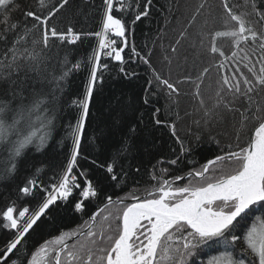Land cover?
Returning <instances> with one entry per match:
<instances>
[{
  "label": "trees",
  "instance_id": "obj_1",
  "mask_svg": "<svg viewBox=\"0 0 264 264\" xmlns=\"http://www.w3.org/2000/svg\"><path fill=\"white\" fill-rule=\"evenodd\" d=\"M16 3L19 8L12 13L11 19L13 23L20 24L21 32L25 25L31 27L34 23L32 18L26 17L27 11H35L41 16L46 14V9L38 7L37 0H16ZM47 3L52 7L58 0H47ZM126 3L131 5L122 14L128 46L120 43L124 38L114 37L118 46L124 47V61L121 63L101 55L100 64L107 67L98 69V79L93 86L81 134L80 154L73 170L81 185L85 180L92 182L97 196L85 200L82 211L75 208L82 199L79 188H74L67 200L58 199L26 234L18 246L19 250L11 257L17 264H27L31 254L46 241H52L61 233L79 230L107 201V197L125 199L132 193L145 195V190L156 184L153 175L165 179L186 176L207 160L225 154L229 146L233 151L246 146L258 126V121L250 114V118L241 125V112L251 105L243 96L236 99L227 90L229 86H224V102L216 106L219 99L216 92L223 76L240 78V74L234 72L239 67L249 79H254L243 67L246 61L239 60L245 52L249 53L257 72L260 67L256 63L260 53L251 54L250 49L257 47L251 41L240 45L245 50L241 52L230 38H218L217 47L225 55L222 57L219 52L209 51L211 36L208 34L226 30L223 0H151L150 4L148 0H126ZM228 3L229 6H239L233 7L236 12L252 13L251 0L247 6L245 0H228ZM256 3L264 10V0H256ZM201 4L204 8L197 12ZM146 7L148 15L133 23L137 12L145 11ZM103 9V0H68L49 22L58 31L72 27L74 32L81 34V39L76 44H67L53 38L50 40L51 49L46 53L50 57L47 71L41 77L29 73L33 79L24 92V102L30 103L38 96H45L49 101L46 107L51 125L47 129L46 146L37 150L35 144L30 145L12 173L7 170L8 153L0 144V252L15 233V230L3 228V211L12 206L17 210L14 214L18 215L24 207L35 208L47 195L44 188L50 190L51 184L57 183L66 168L73 147L72 133L82 111L74 101L83 100L86 94L91 67L88 57L93 49L98 50L99 38L94 33L102 29ZM249 19L255 24L257 17L253 14ZM227 27H232V23ZM3 28L4 25L0 24V29ZM255 28L264 30L260 24H255ZM11 38L12 33H9ZM133 47L139 55L132 53ZM3 50L4 46L0 44V54ZM233 51L238 53V59H227ZM76 63L81 67L59 80L57 86L53 77H60ZM221 63L223 68L219 67ZM205 68L209 69L207 73L203 72ZM157 75L172 83L178 93L169 95L166 86L157 82ZM230 82L235 83V80ZM197 84L200 85L199 96L195 95ZM9 93V85L0 83V100L11 99ZM253 96L257 103L264 104V91L260 95L253 93ZM17 102L13 101V105ZM225 103L233 110L229 111ZM251 107L255 111V107ZM206 109H211L208 116L205 115ZM157 120L161 123L157 124ZM36 127L39 130V121H36ZM181 142L189 151L182 152ZM171 160H176V164L169 163ZM109 164L113 165L118 177L115 181L107 172ZM235 166V163H229L227 168ZM162 169H167V172L162 173ZM30 179H36L37 186L31 194L25 195L21 189ZM187 182L188 178L176 185L182 186ZM122 208L123 205L117 203L109 205L97 217L94 230L99 231L103 222L105 227L111 225L110 234L114 235L119 223L115 217ZM109 213L112 214L109 220L103 221ZM200 259L196 258V264H200Z\"/></svg>",
  "mask_w": 264,
  "mask_h": 264
},
{
  "label": "snow or ice",
  "instance_id": "obj_2",
  "mask_svg": "<svg viewBox=\"0 0 264 264\" xmlns=\"http://www.w3.org/2000/svg\"><path fill=\"white\" fill-rule=\"evenodd\" d=\"M67 3L68 0H58L56 5L49 7L47 0H37L38 7L46 9V14L41 16L35 11H27L26 17L32 18L34 23L31 27L25 25L21 32L20 24L13 23L11 19L12 13L19 8L16 0H0V14L3 16L0 24L4 25V28L0 29V44L4 46L0 54V83L9 85L11 97L9 100H0V144L5 146L8 153L9 172H15L19 158L30 145L35 144L37 150L46 146L47 129L51 125L46 107L49 101L45 96H38L26 104L24 92L28 82L33 79L29 73L41 77L47 71V61L50 57L46 53L51 49L50 40L55 38L61 43L76 44L81 39V34L74 32L72 27H68L66 31H58L55 25L50 26V20ZM148 3L150 4L151 0H148ZM248 3L249 0H245V6ZM103 5V32L94 33L100 38L99 50H107L109 57L123 63L122 52L124 47L128 46V41L122 14L131 5L126 3V0H103ZM233 7L239 6H229L228 0H223L227 16L226 30L208 34L211 36L209 51L219 52L222 57L225 55L217 47L218 38H230L241 52L245 51L240 48L242 43L251 41L253 45H257L251 48L250 52L252 55L257 51L260 53L256 61L260 64L258 72L248 52L239 58L246 61L243 67L254 79H249L237 67L234 72L240 74L243 89L240 78L223 76L216 92L219 98L217 107L224 102V86H229L227 90L236 99L243 96L247 103L255 107V111H252L250 106L241 112L242 126L250 116L258 121V126L255 127L247 145L238 146V151L231 150L229 146L225 154L216 155L198 169H192L186 174L188 182L182 186L176 185L175 182L185 179V176L165 179L163 176L153 175L156 184L146 189L144 196L132 193L130 197L125 198H130L133 203H125L124 199L113 201L111 196L107 197L108 203L93 213L84 226H80L79 230L61 233L52 241H46L37 252L31 254L27 264H196L197 257L201 258L200 264H264V104L257 103L253 96V93L260 95V92L264 91V30L257 31L255 28V24H260L264 29V10L257 7L256 0H251L252 13L236 12ZM202 8L203 4L197 12ZM253 14L257 17L255 24L249 19ZM147 15L146 7L145 11L137 12L133 23ZM229 23H232V27H227ZM9 33H12L11 39ZM36 33H39L38 38ZM109 33L116 38H124L120 41L124 47L118 46L117 39H109ZM29 37H32L31 40ZM99 50L93 49L88 57L91 67L85 97L81 101H74L82 111L72 133L73 147L63 174L57 183L51 184L50 190L44 188L47 195L35 208L30 210L29 207H24L18 211V215H14L17 210L9 206L2 213L5 221L3 228L15 230V233L0 252V264H17L11 257L19 250L18 246L26 234L58 199L67 200L73 189L79 188L82 199L75 204V208L82 211L84 201L97 196L92 182L85 180L81 185L73 170L80 154L81 134L89 112L93 86L98 79V69L107 67L106 64H100ZM132 53L139 55L134 47ZM227 59L237 60L238 53L233 51ZM64 62L68 63L66 57ZM144 62L149 63L147 59ZM80 67V63L73 64L60 77H53L57 86L59 80H63ZM219 67L223 68L224 64L221 63ZM120 70L124 71L123 68ZM208 71V68L203 70L204 73ZM156 80L160 85L166 86L169 95L178 93V89L168 80L159 75ZM231 80H235V83H231ZM199 87L197 84L196 96H199ZM13 101L18 102L13 105ZM200 105L204 106L202 99ZM225 107H228L229 111L233 110L228 103H225ZM210 113L211 109L205 110L206 116ZM36 121H39V130ZM156 123L161 121L157 120ZM181 150L189 151L183 142ZM176 162L169 161L171 164ZM229 163H235L236 166L228 169ZM161 171L166 173L167 169ZM107 172L112 174V180L118 179L112 164L107 165ZM36 186L37 180L30 179L21 192L29 195ZM39 190L37 188V191ZM113 203L123 205L115 217L119 221L116 233L110 234L111 225L105 227L103 222L99 231L94 230L97 217ZM111 215L109 213L104 216L103 221H108ZM73 238H76L75 242L69 245L68 241Z\"/></svg>",
  "mask_w": 264,
  "mask_h": 264
},
{
  "label": "water",
  "instance_id": "obj_3",
  "mask_svg": "<svg viewBox=\"0 0 264 264\" xmlns=\"http://www.w3.org/2000/svg\"><path fill=\"white\" fill-rule=\"evenodd\" d=\"M187 177L185 176V179H186ZM184 180V179H183ZM179 181H181V180H179ZM179 181H176L175 183H177V182H179ZM140 196H144V195H140ZM117 199H122V198H118V197H116L115 199H113V201H116ZM124 202L126 203V202H128V203H133L134 201L133 200H131L130 198H128V199H124ZM108 202L106 201L104 204H102L101 206H99L97 209H96V211L99 209V208H104V206L107 204ZM76 238H73L72 240H69L68 241V243H71V242H73L74 240H75Z\"/></svg>",
  "mask_w": 264,
  "mask_h": 264
},
{
  "label": "built area",
  "instance_id": "obj_4",
  "mask_svg": "<svg viewBox=\"0 0 264 264\" xmlns=\"http://www.w3.org/2000/svg\"><path fill=\"white\" fill-rule=\"evenodd\" d=\"M117 7H119V5H117ZM101 32H103V29H101ZM108 38H109V39H114V36H112L111 33H109V34H108ZM99 39H100V38H99ZM97 49L99 50V41H98V47H97ZM101 53H102V52H101ZM106 53H107V51L104 53V56H105V57H109Z\"/></svg>",
  "mask_w": 264,
  "mask_h": 264
},
{
  "label": "rangeland",
  "instance_id": "obj_5",
  "mask_svg": "<svg viewBox=\"0 0 264 264\" xmlns=\"http://www.w3.org/2000/svg\"><path fill=\"white\" fill-rule=\"evenodd\" d=\"M99 32H101V30L99 31ZM98 47V46H97ZM100 51V53H101V55H103L104 56V53L107 51V50H99ZM105 57V56H104ZM176 184V183H175ZM15 215V214H14Z\"/></svg>",
  "mask_w": 264,
  "mask_h": 264
},
{
  "label": "flooded vegetation",
  "instance_id": "obj_6",
  "mask_svg": "<svg viewBox=\"0 0 264 264\" xmlns=\"http://www.w3.org/2000/svg\"><path fill=\"white\" fill-rule=\"evenodd\" d=\"M179 186H181V185H179Z\"/></svg>",
  "mask_w": 264,
  "mask_h": 264
}]
</instances>
